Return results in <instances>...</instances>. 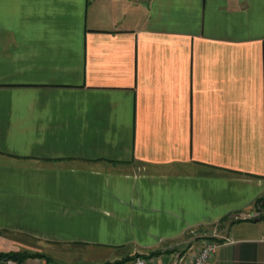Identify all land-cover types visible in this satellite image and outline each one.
I'll list each match as a JSON object with an SVG mask.
<instances>
[{"label": "crops", "instance_id": "crops-1", "mask_svg": "<svg viewBox=\"0 0 264 264\" xmlns=\"http://www.w3.org/2000/svg\"><path fill=\"white\" fill-rule=\"evenodd\" d=\"M192 231L264 264V0H0V253L176 264Z\"/></svg>", "mask_w": 264, "mask_h": 264}, {"label": "built area", "instance_id": "built-area-1", "mask_svg": "<svg viewBox=\"0 0 264 264\" xmlns=\"http://www.w3.org/2000/svg\"><path fill=\"white\" fill-rule=\"evenodd\" d=\"M262 214L261 208L258 206L255 210L251 211H240L231 215L233 220H256ZM264 240V238H263ZM219 242L214 239H208L202 242L199 249L192 255L187 264H206L212 257ZM7 264H16L14 260H8ZM129 264H158L149 257L142 254L134 255Z\"/></svg>", "mask_w": 264, "mask_h": 264}, {"label": "rangeland", "instance_id": "rangeland-1", "mask_svg": "<svg viewBox=\"0 0 264 264\" xmlns=\"http://www.w3.org/2000/svg\"><path fill=\"white\" fill-rule=\"evenodd\" d=\"M214 232L215 231H212V232L211 231L210 232H207V231L206 232H198V231L194 232V231H192V232L186 234V236L184 238L170 244V245H172L171 246V248H172L171 252L173 254H170V252H169V253L162 254V256H166V259H168V262H169V257H172V258L174 257L175 261H177L176 264H182L184 262H187L190 260V258L194 254V253L191 254L192 250H189V247L192 245H194V247L197 245L200 247L202 245L203 241L211 239L210 234H212ZM117 251L119 252V250H117ZM150 255H151V253H150ZM69 256L71 258L73 257V255H69ZM189 256H190V258H189ZM181 259H182V261L179 263L178 260H181ZM172 263L173 262H171L170 264H172Z\"/></svg>", "mask_w": 264, "mask_h": 264}, {"label": "trees", "instance_id": "trees-1", "mask_svg": "<svg viewBox=\"0 0 264 264\" xmlns=\"http://www.w3.org/2000/svg\"><path fill=\"white\" fill-rule=\"evenodd\" d=\"M44 254H19V253H0V256L6 257L7 259H22L26 256H43ZM13 258V259H12ZM15 261V260H14Z\"/></svg>", "mask_w": 264, "mask_h": 264}]
</instances>
